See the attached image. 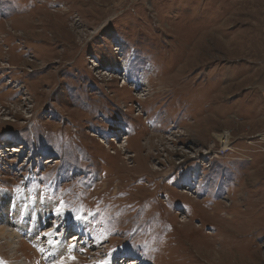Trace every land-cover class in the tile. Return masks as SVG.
Instances as JSON below:
<instances>
[{
	"label": "rangeland",
	"instance_id": "rangeland-1",
	"mask_svg": "<svg viewBox=\"0 0 264 264\" xmlns=\"http://www.w3.org/2000/svg\"><path fill=\"white\" fill-rule=\"evenodd\" d=\"M2 217L0 264H264V0H0Z\"/></svg>",
	"mask_w": 264,
	"mask_h": 264
},
{
	"label": "bare ground",
	"instance_id": "bare-ground-1",
	"mask_svg": "<svg viewBox=\"0 0 264 264\" xmlns=\"http://www.w3.org/2000/svg\"><path fill=\"white\" fill-rule=\"evenodd\" d=\"M226 133V134H225ZM225 133H223L222 135H220V136H218V140L219 141H221L222 143H223V145L225 146V147H227L228 146V143H229V141H228V139H229V136H230V133L229 132H225ZM17 198V197H16ZM15 198V199H16ZM14 199V200H15ZM19 204V203H18ZM16 206V205H15ZM15 206H14V209H15ZM23 207H25V203L23 204ZM20 210L18 211V213L19 214H17V216H19V219L22 217V215H23V219H25L26 217H27V215L28 214H30L29 212H30V210H26V216H25V211L23 212V213H21V210H22V208H19ZM39 210H37L38 211V213H41L42 214V211H44V209H42V207L41 208H38ZM46 210V209H45ZM57 208L56 207H53V206H50V208H49V210L47 211L46 210V212L45 213H43L42 214V217H44V218H46V217H48V214L50 213V214H52L53 216H57L58 215V213H57ZM16 211V210H15ZM41 211V212H40ZM36 212V211H35ZM17 213V212H16ZM15 213V214H16ZM33 214V213H32ZM2 216H5V215H2ZM7 220L9 219V210L7 211ZM5 216V217H6ZM15 218V217H14ZM13 218V219H14ZM40 219V218H39ZM38 219V220H39ZM4 220H5V218H1V220L0 221H2V222H4ZM44 220V219H43ZM12 220H10V222H11ZM16 221V220H15ZM42 221V220H41ZM13 222V221H12ZM38 222V221H37ZM39 222H40V220H39ZM16 223V222H15ZM30 223V222H29ZM32 223V222H31ZM41 223V222H40ZM13 224H14V222H13ZM61 224V223H60ZM59 224V225H60ZM35 225V224H34ZM37 226V225H36ZM35 226V227H36ZM42 226V225H41ZM30 227V226H29ZM32 227V226H31ZM31 229V228H30ZM7 230V229H6ZM5 230V231H6ZM9 230V229H8ZM32 231V230H31ZM14 232V231H13ZM10 233V235H11V237L13 238V236H18L16 233ZM45 232H47V231H45ZM48 232H50L49 234H52V231H48ZM33 233V232H32ZM41 235V233L40 232H37V231H34V235L36 236V235ZM48 233H44L42 236H41V238H36L34 241V243L36 244V245H38V247L39 246H41L40 244H42L43 246H41V250L44 252V250L45 251H48V248H51V249H49L50 251H48L47 252V254L49 255V256H55L57 253H58V251H59V247H58V244L61 246V241H62V239L64 238V232L61 234V238H60V240H59V243L56 245L55 243H54V240H52V238H57L56 237V235H54V236H51V237H49V239H48V241L49 242H45L44 240H46V236H50ZM39 235V236H40ZM28 236V235H27ZM3 237V236H2ZM3 238H5V237H3ZM34 238V237H33ZM79 238V237H78ZM77 238V239H78ZM31 239V238H30ZM65 239V238H64ZM63 239V241L64 242H66L65 240ZM76 239V238H75ZM44 242H43V241ZM20 242V241H19ZM52 243V245H53V248H52V245H48V243ZM75 244V243H74ZM55 247H56V249H57V251L55 250ZM40 248V247H39ZM67 256H68V254L66 255V254H63V257H62V259L59 257L58 259H59V261L60 260H63L64 258H67ZM58 261V260H57ZM54 264H56V262H54Z\"/></svg>",
	"mask_w": 264,
	"mask_h": 264
},
{
	"label": "snow or ice",
	"instance_id": "snow-or-ice-1",
	"mask_svg": "<svg viewBox=\"0 0 264 264\" xmlns=\"http://www.w3.org/2000/svg\"><path fill=\"white\" fill-rule=\"evenodd\" d=\"M62 207H63V206L61 205V207H60V208H57V210H56V211H57V213H58V214H62V212H61V208H62ZM75 218H76L77 220H81V219H83V217H82V216H76Z\"/></svg>",
	"mask_w": 264,
	"mask_h": 264
}]
</instances>
